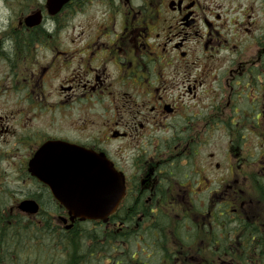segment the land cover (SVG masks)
Segmentation results:
<instances>
[{
    "label": "flooded vegetation",
    "instance_id": "obj_1",
    "mask_svg": "<svg viewBox=\"0 0 264 264\" xmlns=\"http://www.w3.org/2000/svg\"><path fill=\"white\" fill-rule=\"evenodd\" d=\"M47 2L0 14V197L54 204L30 162L70 143L124 174L131 261L264 264V0Z\"/></svg>",
    "mask_w": 264,
    "mask_h": 264
},
{
    "label": "trees",
    "instance_id": "obj_2",
    "mask_svg": "<svg viewBox=\"0 0 264 264\" xmlns=\"http://www.w3.org/2000/svg\"><path fill=\"white\" fill-rule=\"evenodd\" d=\"M29 9L27 4L22 8ZM32 38L28 37L27 45L33 43ZM11 41L18 44L16 37ZM45 200L33 219L10 213L9 199L0 197V264H139L127 257L125 211L113 216L107 225L77 223L67 231L54 223L57 208ZM119 222L122 227H115Z\"/></svg>",
    "mask_w": 264,
    "mask_h": 264
},
{
    "label": "water",
    "instance_id": "obj_3",
    "mask_svg": "<svg viewBox=\"0 0 264 264\" xmlns=\"http://www.w3.org/2000/svg\"><path fill=\"white\" fill-rule=\"evenodd\" d=\"M53 1L60 7L68 0ZM33 163L35 174L69 211L71 220L107 222L125 194L123 176L104 157L91 152L49 144ZM21 208L30 213L38 211L34 202H25Z\"/></svg>",
    "mask_w": 264,
    "mask_h": 264
},
{
    "label": "bare ground",
    "instance_id": "obj_4",
    "mask_svg": "<svg viewBox=\"0 0 264 264\" xmlns=\"http://www.w3.org/2000/svg\"><path fill=\"white\" fill-rule=\"evenodd\" d=\"M16 6H17V3L14 5L13 8L9 7V4L7 2L0 0V14H1V16H3L5 18L6 24L13 23V22L17 21V19H12V17H13V14H12L13 11L12 10L15 9ZM73 21H74V18L69 16V17H66L65 19H63L62 23H63V26L65 28H69L73 24ZM21 30H22V27H21ZM10 36L15 38V36H13V35H10ZM11 45H14V44L12 43ZM3 186H4V184H3ZM57 231H59V230H57ZM127 257H129V259L131 260L129 254ZM171 262L173 263L172 260H171ZM2 264H5V263L2 261Z\"/></svg>",
    "mask_w": 264,
    "mask_h": 264
},
{
    "label": "rangeland",
    "instance_id": "obj_5",
    "mask_svg": "<svg viewBox=\"0 0 264 264\" xmlns=\"http://www.w3.org/2000/svg\"><path fill=\"white\" fill-rule=\"evenodd\" d=\"M23 2H24V0L22 1H20V2H17V5L18 6H20V5H22L23 4ZM22 39V44L21 45H23V46H26L27 44H26V40H25V38H21ZM48 201L47 200H45V203H47ZM49 203V202H48Z\"/></svg>",
    "mask_w": 264,
    "mask_h": 264
},
{
    "label": "clouds",
    "instance_id": "obj_6",
    "mask_svg": "<svg viewBox=\"0 0 264 264\" xmlns=\"http://www.w3.org/2000/svg\"><path fill=\"white\" fill-rule=\"evenodd\" d=\"M12 44V41H6L5 42V45H4V47H5V50H8L9 49V46Z\"/></svg>",
    "mask_w": 264,
    "mask_h": 264
}]
</instances>
